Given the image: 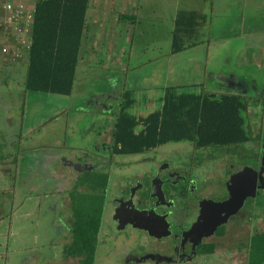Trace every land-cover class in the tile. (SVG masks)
<instances>
[{
	"label": "crops",
	"instance_id": "1",
	"mask_svg": "<svg viewBox=\"0 0 264 264\" xmlns=\"http://www.w3.org/2000/svg\"><path fill=\"white\" fill-rule=\"evenodd\" d=\"M258 1H260V6L262 1ZM247 2L248 0H90L76 78L82 92L85 93L84 91H89V94H87L83 100L86 108L84 107L81 112L85 114L91 111H99V108L96 109L95 106H92V103L95 105L102 102L107 103L105 104L106 109L103 110L106 113L104 115L115 118L117 112H119L122 98L127 92L132 94L135 102L133 109L142 111L143 109L151 107L154 103H159L160 105L159 109L155 111L162 109L168 88H177L181 93L183 92L182 86L176 83L174 86L167 87L164 74L163 94L157 97H150V93H152L155 88L152 84L147 90L145 89L150 98L148 99L146 97V99H141L138 96L142 90L138 89L139 82L131 79L130 74L152 67L154 64L157 65L154 70L159 71L163 64H166L167 60H169L170 63L174 58L190 54L192 51L200 50V48H206V65L204 73L208 77H205V80H207V78L222 80L223 77H234L238 82H244L248 85H257V75L255 78H247L244 72L248 71L246 69L248 64H255L256 62H259L257 64H262V62H264L262 48L244 47L242 49L240 48V50H235L232 52L234 54V61H232V55L227 51L230 45H226L229 40L234 39L236 40L234 41V45L240 44L241 46L243 42H246L245 38L247 36H250V39H255L264 34V28L260 26L250 33H248V31H242L244 21L242 9H244ZM232 6H234L236 10H234L231 16ZM184 16H187V19L184 21L185 28L183 32V36L185 37L184 42L187 48L179 54H173L174 37L178 29L177 23L180 21L181 17ZM232 17V21H234L233 26L230 24ZM201 35L207 36V38L202 40ZM2 44L3 39L0 33V70L4 71L12 68L10 71L11 76L9 77H11V79L17 78L18 75H20L21 68L24 67V60L26 58L28 59V55L18 63H11L1 53ZM137 49L139 51L142 50V54L147 55V53L153 51V53L158 54V56L134 67L137 59L135 56V51ZM245 49L252 51L247 61L244 55ZM192 62L196 65V62L193 60ZM209 67L212 68L210 74ZM258 67L260 70H263L262 67ZM99 70L105 72V81L104 83L101 82L102 84L100 85L103 89H94V91L88 87L87 81L89 80L91 72ZM188 71L191 72V70ZM225 71H228V73H225ZM27 78L28 71L24 86V90L26 91L25 98H29L32 101L37 98L35 95L37 93H29L27 91ZM144 81L147 83L154 80H152V76H150L146 77ZM76 83L74 91L76 89ZM130 83L131 85H129ZM222 83H224V89L226 90L222 92L219 91L220 93L228 91L238 92L237 90H230L223 80ZM195 85L201 86L202 91L218 92L208 89V80L203 83L197 82ZM98 86L99 84L95 85V87ZM238 93L248 94V91L246 93ZM139 103H146L147 105L149 103L150 106H141ZM89 104L91 106H89ZM21 105H26V101H22ZM23 113L24 109L19 117L17 113L13 112L6 114L4 118V127L2 128L0 126V183L6 182L9 177L15 176L13 178L15 183L13 186L0 189V195H3V197L7 194L11 195L9 196L10 215H14L18 209L16 207L15 197L19 188L17 187L19 171H16L15 175H13L10 171L11 169L7 166H12V163L18 167L22 164L31 166L33 165L32 160L34 159L32 157L33 153L29 151L42 147L45 149H52V145L54 144L47 142V144H49L48 147L47 145L38 147L37 143L42 137L40 136V131L36 127L28 126L24 123ZM135 116L147 117L142 115ZM115 126L116 124L106 126L102 132L103 134L101 133L99 135L100 138L98 144L95 146L96 149L100 151L103 144H105L106 147H111L113 145ZM107 135L110 140L109 138L107 139ZM31 143H33V145L30 149L24 148V151L28 150L26 156H23L21 153L17 154V149H20L19 151L21 152L23 150V145ZM62 157L63 156H60L58 159L60 160ZM27 160L28 162H26ZM62 162L63 168L57 169V175L62 179L67 178L69 180L70 171L65 165L67 158L63 159ZM31 174L32 173L29 172L28 176L30 175L31 177ZM30 177L25 176L21 178V182H27L30 180ZM58 193L62 198L61 202L63 209L71 207V195L68 189L57 192V194ZM53 194H50L52 195L51 198L54 197ZM45 198H47V195ZM47 206L48 208H53V211L56 209L53 201H50L46 207ZM21 207L22 205H20V208ZM0 214L6 216L1 210V203ZM51 221L52 220L49 222L52 224L55 236L57 237L45 241L41 248L35 243L31 249L25 252L23 249L17 248L16 246L13 247V244H17L16 238L18 237V234L13 231V221H11L8 228H5V225L1 228L0 223V262L2 264H82L83 258H68L65 254L66 246L72 242V215L65 219H59V224L63 227L60 225L57 226L56 220ZM61 247H63V252H60L61 257L59 256L57 259L55 250Z\"/></svg>",
	"mask_w": 264,
	"mask_h": 264
},
{
	"label": "rangeland",
	"instance_id": "2",
	"mask_svg": "<svg viewBox=\"0 0 264 264\" xmlns=\"http://www.w3.org/2000/svg\"><path fill=\"white\" fill-rule=\"evenodd\" d=\"M261 1L262 3L259 6L260 1L248 0L246 6L244 9H242V12L244 13L242 27L243 32L248 31V33H250L259 26L264 28V0ZM234 10H236V8L232 6L231 16L234 13ZM232 20L233 17L230 20L231 26L234 24V21ZM201 37L202 40L207 38V36L204 35H201ZM245 39L246 42H243L241 46L240 44L234 45V41H236L234 39L229 40V42L226 44L230 45L227 51L231 53V59L234 58V54L232 53L233 51L240 50V48L242 49L244 47H254L262 48L264 60V34L258 36V38L255 39H250V36H247ZM205 49L206 48H200V50L192 51L190 54L178 56L170 63L169 60H167L166 64H163L159 71L154 70L157 66L154 64L152 67L147 69L136 71V73H131L130 78L137 80L139 82L138 89H142L138 95L139 98L146 99L147 97L149 99L151 96L157 97L162 95V88H164V74L166 77L165 80L167 87L174 86V84L177 83L179 86H182V91L186 93L189 92L200 94L202 87L195 85V83H203L207 80L209 82V85H207L209 90H215L218 92L225 91L226 89H224L225 86L224 83H222V80L208 78L205 80V77H208L204 73V68L206 65ZM251 52V50H244L246 61L250 57ZM135 56L137 59L134 67L141 65L143 62H147L149 59L158 56V54L150 51L147 53V55H145L142 54V50L139 51L137 49L135 51ZM191 59L196 62V65ZM232 61H234V59ZM257 63L259 62H256L255 64H248L246 68L248 71L244 72L247 78H255L257 75V85H248V94L251 96L257 93L255 89H257V91L259 90L258 92L261 93V95H264V62H262V64ZM23 66L24 67L21 68L22 70L20 75H18L17 78L12 79L9 77L11 76L10 71L12 68L6 69L4 71L0 70V126L2 128L4 127V118L6 114L13 112L17 113V116L19 117L24 109V123H26L28 126L36 127L40 131V136H42L37 143L38 147L44 145H47L48 147L49 144H47V142H51L52 144L54 143L52 145V149H45L42 147L29 151L33 153L32 157L34 159L32 160L33 165L31 166L28 164H22L18 167L13 163L12 166H7L9 169H11L10 171L13 175H15L16 171H19V177L17 181V187L19 188L15 197L16 207L18 209L14 215H10L9 196L11 195L7 194L5 197L0 195L1 210L6 215L2 216L0 214L1 228L3 225H5V228H8L11 221H13V231L14 233L16 232L18 234V237L16 238L17 244L15 245L12 243L14 245L13 247L16 246L17 248L23 249L25 252L26 250L31 249L35 243L38 244L39 248H41L45 241L57 237L55 236L52 224L49 222L50 220H56L57 226L60 225L63 227L61 224H59V219H65L67 217H71L72 215V207L63 209L61 202L62 198L59 196V193L57 194V192L70 189V178H76L77 173L72 169L71 173L69 174V180L67 178L62 179L59 177L57 175V169L61 167L63 168V159H68L69 157L71 161L73 160V162L87 163L91 166L95 164L97 166V159L99 157L108 156L104 154V152H100L95 148L100 138L99 135L103 132L106 126L116 124V118L104 115L106 113L103 110L106 109L105 104L107 103L102 102H99L95 105L92 103V106H95L96 109L99 108V111H91L90 113L87 112L83 114L81 110L84 109V107L86 108V105L84 106L83 100L86 95L89 94V91H84L85 93H83L77 81L76 89L73 95L70 97L35 94L37 98L32 101L29 98H25L26 91L24 90V86L28 71L27 58L24 60ZM258 66L262 67L263 70H260ZM188 70H191V72ZM211 70L212 68L209 67V74L211 73ZM225 73H228V71H225ZM104 74L105 72L102 70L91 72L89 80L87 81L88 87H90L91 90L103 89V87L101 88L100 85L105 81L104 79L106 75ZM150 76H152V80L154 81L146 83V81H144L145 78ZM97 84H99V86L95 87ZM152 84L155 86V88L153 89V92L150 93L149 97V94L146 92V90ZM129 85H131V83ZM22 101H26V105H21ZM139 104H141V106L147 105L146 103ZM89 106L91 105L89 104ZM147 106H150L149 103ZM159 106V103H154L151 107L143 109L142 111L138 109H132V114L147 116L159 109ZM254 113V123H256L259 128L263 129L262 144L264 147V108L261 106L255 107ZM108 138L109 137L107 135V139ZM32 145L33 143L23 145V150L20 152V149H17V154L21 153L23 156H26L28 150L24 151V148L30 149ZM191 148L192 146L190 144L185 143L169 144L164 146L161 151L163 153L165 152L166 154H175L184 150H188L186 152H189ZM249 153L250 152L248 150V154ZM243 154H232L231 162L235 164H249L250 160ZM60 156L63 157L59 160L58 158ZM166 156L168 159L173 158V160L170 161L172 163L175 161L178 162L181 158H183V156ZM115 158L117 159L118 157L116 156ZM127 158L130 159L132 157L128 156ZM182 161L183 160H181V162ZM26 162H28V160ZM29 172L32 173L31 177L30 175L28 176ZM116 175L118 174L115 173L112 176L110 182L108 197L111 199L114 195L113 192H115V190L118 188L119 182L121 180V178H117ZM25 176L30 177V180L27 182H21V178H24ZM14 177L15 176L9 177L6 182H1L0 189L13 186L15 184L13 180ZM73 190L70 189V192L72 193ZM51 193H55L53 194V198H51ZM46 195L47 198H45ZM50 201L55 203L56 209L54 208V211L53 208H48L49 205L46 207ZM257 203L259 205V209L257 210L258 214H260L263 218L260 226H257V229L264 231V192L261 198L257 199ZM20 205H22L21 208ZM106 209L107 210L105 212L102 229L99 236V250L96 256L95 264H123L122 259H120L118 255L121 254V256H123L125 252L128 251V248L133 249L136 245L132 243L133 241L129 239L128 235L117 234L114 231L111 219L113 211L112 207L107 206ZM250 232V224L248 223L246 229L235 227L229 228L228 234L225 237L217 240L218 247L216 254L212 258V262L214 264H245V255L238 251V246L242 242H246L249 239L251 236ZM62 248L63 247L57 248L55 250L57 259L59 256L61 257L60 254L63 252ZM0 264L2 263L0 262Z\"/></svg>",
	"mask_w": 264,
	"mask_h": 264
},
{
	"label": "trees",
	"instance_id": "3",
	"mask_svg": "<svg viewBox=\"0 0 264 264\" xmlns=\"http://www.w3.org/2000/svg\"><path fill=\"white\" fill-rule=\"evenodd\" d=\"M34 36L28 55L27 91L67 96L74 92L90 0H35ZM182 19V20H181ZM178 21L173 54L186 50L187 16ZM182 21V22H181ZM135 102L127 92L116 115L112 157L137 156L169 144H190L197 157L220 159L229 154L249 157L247 147L263 140L253 121L255 107L264 108V95L168 88L162 109L147 117L132 114ZM221 154V155H218ZM108 176H81L71 193L72 242L65 254L95 264L106 212ZM224 232L221 233V236ZM217 246L207 251L214 254ZM245 264H264V231L256 230L238 246Z\"/></svg>",
	"mask_w": 264,
	"mask_h": 264
},
{
	"label": "flooded vegetation",
	"instance_id": "4",
	"mask_svg": "<svg viewBox=\"0 0 264 264\" xmlns=\"http://www.w3.org/2000/svg\"><path fill=\"white\" fill-rule=\"evenodd\" d=\"M104 145L100 152L108 156L99 157L97 166L73 162L69 157L65 165L70 173L72 169L77 173L76 178H70L71 190L88 172L108 176L105 195L113 210L114 231L128 235L136 245L118 255L123 264H214L217 249L211 255L207 251L218 247L217 240L225 237L229 228L246 229L248 223L250 235L258 230L263 220L257 211V199L264 192L262 141L247 147L249 164L232 163V154L213 160L197 157L193 147L189 152L166 154L160 148L116 159L111 153L113 145ZM166 155L183 158L172 163L173 158ZM115 173L121 180L111 199L108 193ZM244 196L243 205L236 210ZM230 201L232 205L222 207Z\"/></svg>",
	"mask_w": 264,
	"mask_h": 264
},
{
	"label": "built area",
	"instance_id": "5",
	"mask_svg": "<svg viewBox=\"0 0 264 264\" xmlns=\"http://www.w3.org/2000/svg\"><path fill=\"white\" fill-rule=\"evenodd\" d=\"M35 0H0L1 53L18 63L29 55L34 36Z\"/></svg>",
	"mask_w": 264,
	"mask_h": 264
},
{
	"label": "water",
	"instance_id": "6",
	"mask_svg": "<svg viewBox=\"0 0 264 264\" xmlns=\"http://www.w3.org/2000/svg\"><path fill=\"white\" fill-rule=\"evenodd\" d=\"M222 80L227 84V86H228V88L230 90H237L238 92H245V93L248 91V84H246L244 82H238V81H236L234 79V77H223ZM255 90L257 92V89H255ZM263 166H264V157H263ZM75 167H77V165H75ZM248 170L249 169L247 168L246 171H248ZM246 171H244L243 174ZM263 174H264V169L260 173L261 180H263V185H264V177H263ZM245 198H246V196L240 198V202H239V204H237L236 210L243 205V202H244ZM231 201L229 203H227L226 205H222V207H227L229 205H232L231 203H233V202H231Z\"/></svg>",
	"mask_w": 264,
	"mask_h": 264
}]
</instances>
